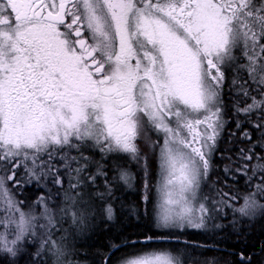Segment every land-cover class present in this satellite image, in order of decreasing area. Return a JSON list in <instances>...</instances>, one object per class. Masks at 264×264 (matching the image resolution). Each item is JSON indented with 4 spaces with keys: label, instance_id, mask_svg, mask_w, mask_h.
I'll list each match as a JSON object with an SVG mask.
<instances>
[{
    "label": "snow or ice",
    "instance_id": "obj_1",
    "mask_svg": "<svg viewBox=\"0 0 264 264\" xmlns=\"http://www.w3.org/2000/svg\"><path fill=\"white\" fill-rule=\"evenodd\" d=\"M229 74L243 98L233 105L235 115H256L246 122L264 141V0H0V264H17L28 248H34L31 264H47L49 254L53 264H71L54 236L51 196L36 200V215L9 190V183L22 186L21 167L28 183L62 187L67 176L60 212L81 225V189L103 178L112 192L101 161L127 155L139 163L147 205L153 157L158 232L144 243L175 238L180 244L175 234L206 230L213 213L225 208L248 218L264 210V179L252 184L264 174L260 162L251 175L248 163L235 170L250 187L238 207L227 192L212 207L201 195L225 126ZM236 127L242 128L239 120ZM241 134L251 142L246 128ZM240 159L251 161L252 149H241ZM113 167L119 175L112 180L134 179ZM224 173L236 179L227 166ZM105 212L111 219V205ZM190 255L159 251L124 264H187Z\"/></svg>",
    "mask_w": 264,
    "mask_h": 264
},
{
    "label": "trees",
    "instance_id": "obj_2",
    "mask_svg": "<svg viewBox=\"0 0 264 264\" xmlns=\"http://www.w3.org/2000/svg\"><path fill=\"white\" fill-rule=\"evenodd\" d=\"M235 95V94H234ZM231 95L224 91L223 103L225 119H230L228 124L229 134L233 132L234 143L227 144V132L218 142L216 147L217 156L221 155L219 160L214 159L212 163L211 176L208 177L202 185V196L208 197L209 207H212V201L221 199L219 193L221 190L238 198L247 194L250 190L246 187L245 176H236L233 180L225 176L224 168L227 166L233 169L239 167L240 150L252 149V160L245 161L252 166L255 162L254 156L259 154L264 156V141H261V133L255 130L252 123L246 122L249 119L255 121V115L249 119L244 116L235 115V110L231 102ZM237 120L240 121L242 128L236 127ZM246 128L252 136L251 142L242 136V130ZM227 150V151H226ZM96 154L95 159L101 158ZM235 158L236 164L232 165L231 160ZM228 161V162H226ZM104 164L108 178L112 181V192L109 195L104 187L103 178H100L96 185H90L81 189L82 199L78 200L76 205L77 213L85 215V222L81 225L73 223L71 214L67 216L60 212L65 207L64 189L68 188V178L64 176L63 186L54 185L51 182L27 183L22 188L14 190L15 199L22 203L25 212H34L39 215L36 208V200L40 196H51L49 207L53 210L56 217V229L65 231L70 237V241L75 244L74 247L67 248V259L71 264H106V257L110 258V264H114L122 259L128 258L138 252L143 251H176L185 252L182 246L187 243L192 250L188 259L216 262L217 264H264V210H261L254 218L237 217L228 213L222 221L220 227L213 228L209 232H183L175 234L180 244L176 241H153L144 243L148 236L157 234L153 222V202L156 199V176L154 166L149 168L148 182L151 187L149 203L143 202L144 180L143 169L136 161L128 160L124 156L109 157ZM113 164H118L120 168L127 170L134 179L131 184H124L119 179L112 180L113 176L119 175ZM95 171V166L91 168ZM234 173V172H233ZM0 175H3L1 173ZM214 175H217L214 178ZM19 179V178H18ZM11 184V183H9ZM103 193V198L97 194ZM48 200V201H49ZM264 202V199L259 201ZM111 205L113 215L108 218L105 209ZM59 215V216H56ZM210 225L219 224L215 212ZM217 219V221H215ZM44 221H42L43 223ZM58 243L66 242L61 233L54 232ZM175 239V238H174ZM77 241V244L74 243ZM132 241H140L133 244ZM116 245L117 247H113ZM204 249L206 255L196 252L197 249ZM34 248H28L23 257H20L17 264H31L30 255ZM47 263L52 264L54 258L51 255L45 257Z\"/></svg>",
    "mask_w": 264,
    "mask_h": 264
},
{
    "label": "rangeland",
    "instance_id": "obj_3",
    "mask_svg": "<svg viewBox=\"0 0 264 264\" xmlns=\"http://www.w3.org/2000/svg\"><path fill=\"white\" fill-rule=\"evenodd\" d=\"M238 55H239V53H237ZM231 79H232V76H231V74H229L228 75V82H227V85L225 86V88H224V91L225 92H227V93H229V95H231V102L233 101V103L232 104H235L238 100H242L243 98H239V97H237L236 96V93H235V90L234 89H232V87H231ZM235 94V95H234ZM245 117V116H244ZM247 119H249V117L247 118ZM254 119L256 120L257 119V117H256V115H255V117H254ZM229 122H230V119H225V126H224V128H223V130H222V132H221V134H220V137H219V139H218V142L221 140V138H223V135H224V133L225 132H227V135L229 134V130H226V128L227 127H229L228 126V124H229ZM218 142H217V144H218ZM234 143V135H233V132H231L229 135H228V137H227V143H226V145L227 144H230V145H232ZM140 148H141V152H142V154L145 152V148H144V145H143V142L141 141L140 142ZM227 151V150H226ZM218 154H217V152L215 151V153H214V155H213V160L214 159H217V160H219V158L218 157H220L221 155H219V156H217ZM99 156V155H98ZM113 156H117V155H112L111 157H113ZM118 156H124V157H127V159L128 160H131V158L129 157V156H127V155H118ZM259 156H262V154L261 155H259V154H257V155H255L254 156V158H255V162H254V164H256L257 162H260V163H264V161H258V157ZM100 157V156H99ZM235 158H233L232 160H231V164L232 165H234V164H236V162H235V160H234ZM238 159L240 160V163H239V167H242V165L244 164V163H246L245 161H242L241 159H240V157H238ZM226 162H228V161H226ZM148 164H149V168H150V166H154V170L156 171V173H157V167H156V163H155V160H154V158L153 157H151V156H149V161H148ZM251 167L252 166H249V172H248V175H251L252 173H251ZM211 169H212V167H211ZM236 168H234L233 169V172H234V174H235V177L236 176H239V177H241V176H243V175H241L240 173H237L236 171ZM1 174V173H0ZM211 176V170H210V173H209V177ZM217 177V175H214V178H216ZM19 178V180L22 182V186H24V185H26L27 183H28V180H27V177L25 176V174H24V169H23V167H21L20 169H18V175H17V179ZM259 179H264V174H260V173H258V175H257V179L256 180H253V182H252V184L253 185H255V183H257V181L259 180ZM246 180H247V177L245 176V183H246ZM33 182H35V181H33ZM130 184H131V182H130ZM156 184H157V176H156ZM22 186L21 187H19V188H14L13 187V185L12 184H8V188H9V190L10 191H14V190H17V189H20V188H22ZM246 187L247 188H249V190H250V187H249V185L246 183ZM221 192H224L223 190H221ZM220 192V193H221ZM13 195H14V197H15V195H16V193L15 192H13ZM156 195H157V193H156ZM231 196H233V195H230L229 197H225V199H228L229 200V203L230 204H232L234 207H238L242 202H243V197L245 196V194H243L242 195V198H238V199H236V200H232L231 199ZM261 201V200H260ZM52 201L51 200H49L48 201V203H51ZM264 203V202H263ZM36 206V208H37V211L38 212H40L41 211V209H40V207H38L37 205H35ZM261 211V210H260ZM260 211H258L257 212V214L258 213H260ZM228 213H231V214H234V215H236L237 217L239 216L240 218L242 217V216H240L239 214H237V213H234L233 211H232V208H225L222 212H219V213H216L215 212V214H216V216H217V219H218V221H217V219L215 220V221H217L219 224L218 225H220V221H222L225 217V215L226 214H228ZM0 214H2V211H0ZM257 214L254 216V217H256L257 216ZM56 216H59V215H56ZM254 217H251V218H254ZM213 218H215V217H213ZM154 222V221H153ZM41 223H42V221H41ZM211 223V222H210ZM154 226V225H153ZM154 228H155V226H154ZM213 228H217V227H213L212 225H210L209 224V227L206 229V230H193V229H188V230H186L185 232H187V231H189V232H200V233H206V232H209L211 229H213ZM155 230H157L156 228H155ZM158 231V230H157ZM54 232L55 233H61V237H64V239H65V241L66 242H63V243H61V245H62V247H64L65 249H67V248H71V247H74L75 246V244H73L72 242H69L71 239H70V237L66 234V232L65 231H60L59 229H57V230H54ZM74 243H76L77 244V241H74ZM182 249H184V250H186V251H188L189 249L190 250H192L193 248L192 247H188L187 249H185V246H182L181 247ZM189 250V251H190ZM160 251H166V250H160ZM152 252H159V251H143V252H138V253H136V254H134V255H132V256H129L128 258H125V259H122L121 261H118V262H116V263H114V264H124V262L125 261H128V260H131V259H133V258H136V257H140V256H145V255H147V254H149V253H152ZM196 252H198V253H202V254H204V255H206V253L204 252V249H197L196 250ZM25 255V254H24ZM23 255V256H24ZM50 255V254H49ZM23 256H21V257H23ZM47 264H49V263H47ZM53 264V263H52ZM187 264H217L216 262H211V261H200V260H194V259H192V260H190V259H188V262H187Z\"/></svg>",
    "mask_w": 264,
    "mask_h": 264
},
{
    "label": "bare ground",
    "instance_id": "obj_4",
    "mask_svg": "<svg viewBox=\"0 0 264 264\" xmlns=\"http://www.w3.org/2000/svg\"><path fill=\"white\" fill-rule=\"evenodd\" d=\"M174 241H176V239H173ZM181 242V241H180Z\"/></svg>",
    "mask_w": 264,
    "mask_h": 264
}]
</instances>
